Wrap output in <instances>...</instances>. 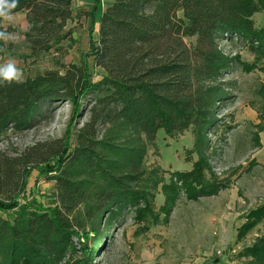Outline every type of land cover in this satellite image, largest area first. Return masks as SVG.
I'll return each mask as SVG.
<instances>
[{
	"label": "trees",
	"instance_id": "16d2710c",
	"mask_svg": "<svg viewBox=\"0 0 264 264\" xmlns=\"http://www.w3.org/2000/svg\"><path fill=\"white\" fill-rule=\"evenodd\" d=\"M74 1L20 0L14 14L26 13L25 39L34 56L64 50L62 43L72 37ZM257 13H264V0H115L101 12L98 39L79 65L0 85V136L32 127L47 103L72 102L76 115L94 100L91 118L74 133L68 128L64 139L37 143L16 157L0 152V193L20 189L7 197L11 204L0 202V210L19 207L34 169L52 178L57 190L53 206L27 202L13 219L0 215V264H62L75 250V236L85 241L80 264H92L99 247L86 243L106 235L101 224L111 229L129 208L150 224V188L162 183L170 209L181 191L191 199L217 194L223 184L213 178L209 135L219 123L218 103L228 98L224 79L233 62L246 72L264 71V27L255 25ZM0 31H7L3 20ZM223 40L230 46L243 42L254 60L228 56ZM0 47L4 56L7 45L0 41ZM91 56L105 73L98 81L89 70ZM257 94L261 102L251 107L258 114L253 139L259 147L264 83ZM189 129L198 154L192 169L175 172L168 183L152 176L145 158L158 132L177 136ZM245 219L239 241L264 221V202ZM244 251L243 264H264V236Z\"/></svg>",
	"mask_w": 264,
	"mask_h": 264
},
{
	"label": "rangeland",
	"instance_id": "374dc122",
	"mask_svg": "<svg viewBox=\"0 0 264 264\" xmlns=\"http://www.w3.org/2000/svg\"><path fill=\"white\" fill-rule=\"evenodd\" d=\"M73 13V20L68 23L72 37L62 43L64 50H53L39 56L31 53L25 39L28 26L24 12L15 14L13 22H3L7 32L23 37L17 43L7 44L4 57L16 60L24 72V79L49 70L64 72L67 66L79 65L85 59L84 55L90 52V42L97 37L94 31L97 14L94 15L85 0L73 2ZM253 19L258 28L264 27V13L255 14ZM220 46L228 56H239L240 62L254 60V55L243 42L230 46L229 41L223 40ZM88 64L93 79H102L105 73L96 65L93 56L89 57ZM224 80L229 86L226 89L228 98L218 103L219 123L209 135L208 150L213 178L219 179L223 187L215 195L198 199L188 198L185 191L180 190L171 209L170 204L167 205L168 194L164 192L162 183L157 188H150L151 208L150 211L147 209L149 221H146L150 224L140 220L132 208L127 209L111 229L106 230L101 224L99 232L101 236L106 235L98 243L97 239L86 243L93 250L99 247L92 264H243L247 260L244 249L264 236L263 221L243 240L237 239L238 228L244 223L245 216L264 202V159L255 155L253 139V124L259 120L257 112L251 107L261 102L257 90L264 83V71L246 72L236 60ZM93 102H85L76 115L72 102L45 104L32 127L22 131L11 129L1 134L0 152L16 157L37 143L49 145L64 139L68 128L74 133L91 118ZM194 140L192 129L177 136L160 130L155 146L147 152L146 168L152 176L166 183L175 172L190 171L198 159ZM49 161L54 163L55 160ZM26 189L18 198L19 207L0 210L1 216L13 219L15 212L25 210L27 202H36L42 207L54 205L55 181L37 169L30 173ZM19 192L17 188L14 192L8 189L7 193H0V202L11 204L7 197ZM84 244L82 238L75 236V250L66 253L62 264H80L84 257Z\"/></svg>",
	"mask_w": 264,
	"mask_h": 264
},
{
	"label": "clouds",
	"instance_id": "9594fccd",
	"mask_svg": "<svg viewBox=\"0 0 264 264\" xmlns=\"http://www.w3.org/2000/svg\"><path fill=\"white\" fill-rule=\"evenodd\" d=\"M20 0H0V20L13 22L14 10L18 8ZM23 37L18 33L0 31V41L7 45L9 42L17 43ZM4 49L0 47V52ZM24 82V72L18 67L14 58L0 56V85L20 84Z\"/></svg>",
	"mask_w": 264,
	"mask_h": 264
},
{
	"label": "crops",
	"instance_id": "0c3cea01",
	"mask_svg": "<svg viewBox=\"0 0 264 264\" xmlns=\"http://www.w3.org/2000/svg\"><path fill=\"white\" fill-rule=\"evenodd\" d=\"M76 1L77 0H75L74 1V3H76ZM95 1L96 0H85V3L87 4V5H89L90 4V7L92 8V9H94V6H95ZM113 1H115V0H102V3L98 6V8H97V16H96V18H98V21H97V27H96V29L94 30L96 33H97V37L96 38H94V40H96V39H98V31L100 30L99 29V24H100V15H101V12H103L104 11V9L109 5V3L110 4H112L113 3ZM18 13H20V12H18ZM25 13V12H24ZM15 14H17V13H15ZM14 14V15H15ZM25 17H26V13H25ZM26 21H27V18H26ZM4 22V21H3ZM3 25H4V23H3ZM5 26V25H4ZM28 26V21L26 22V27ZM28 29V28H27ZM264 102V101H263ZM257 116H258V114H257ZM259 122V121H258ZM259 136H260V146L259 147H256V156L257 157H260V158H263L264 159V129L260 132V134H259ZM246 220V219H245ZM245 222V221H244Z\"/></svg>",
	"mask_w": 264,
	"mask_h": 264
}]
</instances>
